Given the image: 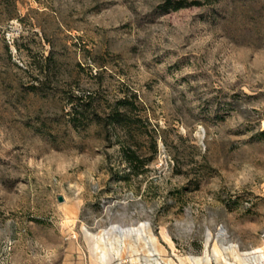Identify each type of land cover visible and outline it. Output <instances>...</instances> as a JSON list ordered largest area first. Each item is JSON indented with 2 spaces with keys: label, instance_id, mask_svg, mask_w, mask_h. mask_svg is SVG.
Returning a JSON list of instances; mask_svg holds the SVG:
<instances>
[{
  "label": "rangeland",
  "instance_id": "rangeland-1",
  "mask_svg": "<svg viewBox=\"0 0 264 264\" xmlns=\"http://www.w3.org/2000/svg\"><path fill=\"white\" fill-rule=\"evenodd\" d=\"M0 264H264V0H0Z\"/></svg>",
  "mask_w": 264,
  "mask_h": 264
},
{
  "label": "trees",
  "instance_id": "trees-1",
  "mask_svg": "<svg viewBox=\"0 0 264 264\" xmlns=\"http://www.w3.org/2000/svg\"><path fill=\"white\" fill-rule=\"evenodd\" d=\"M182 4H178L177 6H175V8H178V7H181ZM118 114L116 115L117 119L116 120H119L118 119ZM127 141H122L120 144H121V151L123 152V155H124V159L125 161L128 163V165L133 168L134 166H136L138 164V162H142L141 159H139V155L140 153L137 152L136 149L132 148L130 145H124ZM151 149L152 151H156V142L155 140L152 141V145H151Z\"/></svg>",
  "mask_w": 264,
  "mask_h": 264
},
{
  "label": "water",
  "instance_id": "water-1",
  "mask_svg": "<svg viewBox=\"0 0 264 264\" xmlns=\"http://www.w3.org/2000/svg\"><path fill=\"white\" fill-rule=\"evenodd\" d=\"M59 200H61V198L59 197Z\"/></svg>",
  "mask_w": 264,
  "mask_h": 264
}]
</instances>
